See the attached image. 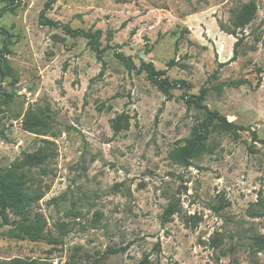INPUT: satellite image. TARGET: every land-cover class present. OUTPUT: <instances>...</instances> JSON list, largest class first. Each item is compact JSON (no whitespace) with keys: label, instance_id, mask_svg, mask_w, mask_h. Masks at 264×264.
<instances>
[{"label":"rangeland","instance_id":"374dc122","mask_svg":"<svg viewBox=\"0 0 264 264\" xmlns=\"http://www.w3.org/2000/svg\"><path fill=\"white\" fill-rule=\"evenodd\" d=\"M18 1L9 11L0 0V48L7 36L17 75L15 83L10 76L0 82L10 94L0 104V171L22 152L44 148L48 157L28 171L30 188L41 194L28 213L46 226L38 240L3 226L0 260L264 264V250L254 255L250 247L264 235V143L252 137L264 138V0H255V17L237 30L236 58L218 71L232 56V19L249 0H53L46 17L101 30L103 67L85 38L39 24L47 0ZM114 51L136 67L152 62L188 87H171L166 99ZM222 82L240 83L215 89ZM202 87L203 104L243 129L237 138L212 130L207 152L182 166L169 153L202 122L205 110L185 102ZM44 104L52 113L48 133L24 130L26 110ZM122 112L128 127L114 134L111 119ZM169 204L176 211L164 221Z\"/></svg>","mask_w":264,"mask_h":264},{"label":"trees","instance_id":"16d2710c","mask_svg":"<svg viewBox=\"0 0 264 264\" xmlns=\"http://www.w3.org/2000/svg\"><path fill=\"white\" fill-rule=\"evenodd\" d=\"M7 2V9L14 11L19 6L18 0H5ZM53 0H47L43 9L39 13L38 22L40 25H47L49 27H61L64 33L70 37H83L87 40L88 47L95 52L96 58L101 62L102 67L105 65L102 59V52L105 47H101V30L95 29H80L71 28L67 24H62L59 21L51 20L45 16L46 10L50 7ZM257 5L255 0H249L242 4L240 10L234 15L231 25L232 28L228 31L236 37L233 44L232 56L226 62H219L218 69L225 63L232 61L236 58L237 47L242 41V36H238L237 30L242 34L244 28L255 17ZM220 30L225 31L224 27L219 25ZM107 38L112 37V31H107ZM10 41L6 38L0 48V82L7 76L12 78V83L17 81L16 72L11 68L7 55L10 53L8 48ZM114 47H118L117 45ZM147 51V50H146ZM113 55L127 70L134 69L137 73L145 72L148 80L153 83L165 96L166 99L171 98L170 88L180 86L183 84L188 87L184 80H169L164 76V70H159L154 67L152 62H147L140 59L139 66L136 67L129 56H125L122 52L114 51ZM172 61L168 63L171 65ZM240 82H222L215 86L218 91L222 89L223 85L237 86ZM207 88L202 87L197 95L186 98L185 102L187 107L196 106L205 110V116L199 126L192 132L191 136L185 139L184 144L179 147L173 148L169 156L177 164L182 166H190V159L207 152L206 138L212 130L223 131L232 135L233 138L238 137V130L243 129L233 122H228L225 116L219 114L217 111L209 110L204 104V96ZM10 97L6 91L0 92V104L5 103ZM51 109L48 104L42 106L29 107L24 113L22 119V128L30 133L36 135H45L48 133L51 125ZM128 115L120 113L111 119L110 127L114 134L118 133L123 127H128ZM122 125V126H121ZM254 140L264 143V138H257L255 132H252ZM48 157V153L44 148H38L30 152H22L20 157L12 162L8 167L0 171V229L5 225H11L12 231L16 234L26 237L30 240L43 239L45 237L44 228L46 221L43 216L35 215L30 217L28 209L31 204L37 201L41 194L37 193L34 189L30 188L28 181L30 176L28 171L34 167H39L44 159ZM264 206V200H263ZM172 204H169L162 213L164 221H168L169 217L175 212ZM13 216L14 218H11ZM213 245H217L218 239L212 238ZM128 246L120 248H107L109 253L117 251H124ZM252 253L256 255L258 252L264 250V235L259 234L252 237L250 245ZM255 247V249H253ZM0 264H48L46 261L14 257L7 260H0ZM137 264H151L147 257H144Z\"/></svg>","mask_w":264,"mask_h":264}]
</instances>
